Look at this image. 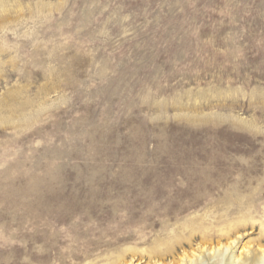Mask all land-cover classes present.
<instances>
[{
  "label": "rangeland",
  "instance_id": "374dc122",
  "mask_svg": "<svg viewBox=\"0 0 264 264\" xmlns=\"http://www.w3.org/2000/svg\"><path fill=\"white\" fill-rule=\"evenodd\" d=\"M201 234L264 252V0H0V264Z\"/></svg>",
  "mask_w": 264,
  "mask_h": 264
},
{
  "label": "bare ground",
  "instance_id": "6f19581e",
  "mask_svg": "<svg viewBox=\"0 0 264 264\" xmlns=\"http://www.w3.org/2000/svg\"><path fill=\"white\" fill-rule=\"evenodd\" d=\"M164 209H163V211H164ZM182 210H185V209L183 208ZM152 211H154V210H152ZM196 239H198L199 243L197 244V247L194 250L190 251V253H189L190 255H188V253L184 252L183 255L178 259V262H176V261H173V262L168 261V263H166V264H186V263L203 264L204 263V259L201 258L202 255H204L206 253H208V256L209 255H213L215 253V250L219 251L221 249V247L224 246V245H222L220 243H218V245H216V246H213L212 243H211L212 241L210 240L211 238L208 239V237L205 236L204 234L203 235L202 234L201 235H192L191 240L189 239L190 244L194 243L196 241ZM231 243H228L227 245H225V248H226L227 251L232 249L233 242H231ZM170 250H171V248H170ZM170 252H172V251H170ZM169 253L167 252V253L161 254V255L160 254H157V255L156 254H152V255H155L156 259H158L157 261L154 262V264H163V261H166V259L168 257H170V256H167ZM170 254H172V253H170ZM219 255L224 257V258L226 257L225 254H219ZM249 255H250V251H248V250H246L245 252L240 251L239 255L237 257H234V259L237 260V262L238 261L241 262V260H243L244 262H247L249 260L248 259ZM232 260H233V258L230 261H228V264H229V262H232ZM249 261H250V263H254V264L264 263V252H257V254L256 253L252 254V259H250ZM237 262L235 261V262H233L231 264H237ZM244 262H243V264H245Z\"/></svg>",
  "mask_w": 264,
  "mask_h": 264
}]
</instances>
